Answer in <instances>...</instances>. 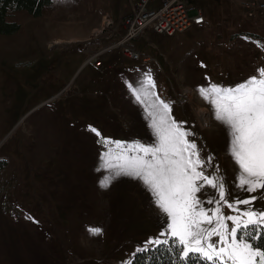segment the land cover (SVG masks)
Returning <instances> with one entry per match:
<instances>
[{"label": "rangeland", "instance_id": "rangeland-1", "mask_svg": "<svg viewBox=\"0 0 264 264\" xmlns=\"http://www.w3.org/2000/svg\"><path fill=\"white\" fill-rule=\"evenodd\" d=\"M190 1L203 25L173 36L146 30L131 43L149 60L113 52L101 55L99 66L88 59L113 43L111 29L121 30L129 0H53L39 16L9 14L19 28L0 32V159L6 161L0 177L11 176L7 194L19 217L0 211V264H130L138 248L158 237L166 217L139 180L122 176L99 186L105 149L89 131L152 143L144 107L128 88L149 72L155 92L168 95L172 118L193 134L188 139L202 157H212L208 172L219 168L230 198L258 195L236 187L229 131L198 89L233 87L264 67V13L248 17L247 0ZM186 89V101L177 104ZM214 192L205 186L197 195Z\"/></svg>", "mask_w": 264, "mask_h": 264}, {"label": "snow or ice", "instance_id": "snow-or-ice-1", "mask_svg": "<svg viewBox=\"0 0 264 264\" xmlns=\"http://www.w3.org/2000/svg\"><path fill=\"white\" fill-rule=\"evenodd\" d=\"M128 88L144 107L154 141L124 142L104 137L92 126L89 131L105 149L97 168L105 173L99 186L106 189L122 176L139 180L166 217L158 237L137 252L163 246L170 254L166 264H264V207H256L264 201V67L236 86L210 83L198 89L229 131V151L239 166L236 187L258 193L244 198H230L218 167L215 174L208 172L212 157H202L188 139L193 134L172 118L171 103L155 92L151 72L138 87L129 83ZM205 186L215 192L197 195ZM88 231L102 233L98 227Z\"/></svg>", "mask_w": 264, "mask_h": 264}, {"label": "built area", "instance_id": "built-area-1", "mask_svg": "<svg viewBox=\"0 0 264 264\" xmlns=\"http://www.w3.org/2000/svg\"><path fill=\"white\" fill-rule=\"evenodd\" d=\"M129 2L130 11L120 20L121 30L111 29L115 37L113 43L100 49L95 56L88 59V62L94 59V64L99 66L102 64L100 56L113 52H121L128 59L147 61L149 57L142 56L131 43L133 39L139 38L144 31L152 30L156 34L173 36L205 23L203 13L190 0H129ZM244 8L248 17L263 14L264 0H247ZM104 22L112 26L108 19L105 18ZM186 90L183 94H177V104L180 105L186 101L189 95V91L186 92ZM163 93L165 92H160L161 96L168 100ZM9 180H11V176L2 175L0 177V211L16 219L19 215L15 213L17 211L7 194Z\"/></svg>", "mask_w": 264, "mask_h": 264}, {"label": "trees", "instance_id": "trees-1", "mask_svg": "<svg viewBox=\"0 0 264 264\" xmlns=\"http://www.w3.org/2000/svg\"><path fill=\"white\" fill-rule=\"evenodd\" d=\"M53 0H0V32H15L19 25L16 22L7 21L11 12L25 10L32 16H39L43 9L50 5ZM6 161L0 159V172L5 167ZM150 251L136 252L130 264H166L170 254L167 253L163 246L160 251L155 250V246Z\"/></svg>", "mask_w": 264, "mask_h": 264}, {"label": "bare ground", "instance_id": "bare-ground-1", "mask_svg": "<svg viewBox=\"0 0 264 264\" xmlns=\"http://www.w3.org/2000/svg\"><path fill=\"white\" fill-rule=\"evenodd\" d=\"M59 41H60V39H56L53 43H54V44H57ZM90 58H91V57H90ZM92 60H93V59H91L90 62H91ZM186 92H187V90H186ZM163 95H164L166 98H168V95H167L166 93H163ZM198 114L200 115V117L203 119V121H204L205 123L208 122V114H207L206 110H204V109H199V110H198Z\"/></svg>", "mask_w": 264, "mask_h": 264}, {"label": "crops", "instance_id": "crops-1", "mask_svg": "<svg viewBox=\"0 0 264 264\" xmlns=\"http://www.w3.org/2000/svg\"><path fill=\"white\" fill-rule=\"evenodd\" d=\"M104 21H105V20H104ZM103 23H105V22H103ZM93 60H94V59H93ZM93 60H92V61H93ZM92 61H91V62H92Z\"/></svg>", "mask_w": 264, "mask_h": 264}]
</instances>
